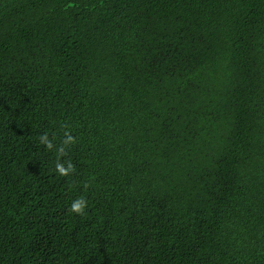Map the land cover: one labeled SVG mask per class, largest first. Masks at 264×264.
Returning <instances> with one entry per match:
<instances>
[{
    "label": "trees",
    "instance_id": "16d2710c",
    "mask_svg": "<svg viewBox=\"0 0 264 264\" xmlns=\"http://www.w3.org/2000/svg\"><path fill=\"white\" fill-rule=\"evenodd\" d=\"M0 264H264V0H0Z\"/></svg>",
    "mask_w": 264,
    "mask_h": 264
}]
</instances>
